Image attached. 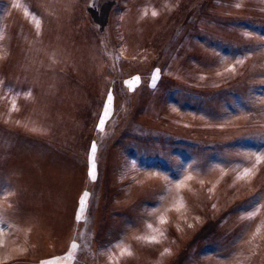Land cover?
Here are the masks:
<instances>
[{
	"label": "rangeland",
	"instance_id": "1",
	"mask_svg": "<svg viewBox=\"0 0 264 264\" xmlns=\"http://www.w3.org/2000/svg\"><path fill=\"white\" fill-rule=\"evenodd\" d=\"M67 1L0 0V264H264V0Z\"/></svg>",
	"mask_w": 264,
	"mask_h": 264
},
{
	"label": "trees",
	"instance_id": "2",
	"mask_svg": "<svg viewBox=\"0 0 264 264\" xmlns=\"http://www.w3.org/2000/svg\"><path fill=\"white\" fill-rule=\"evenodd\" d=\"M73 3L74 2H71V4ZM114 5L116 7L117 2L113 0H80L78 8L79 10H81V12H83L82 10L85 11L84 13L87 14L88 18L91 19L92 23H95L98 27H102L106 25L108 18H109L108 17L109 10H112L111 7ZM59 19L61 21L60 16H59ZM59 63H60L59 60H56L55 65H54V71H57L58 68H61V66H64V65L70 66V63H63L60 67H58L57 65Z\"/></svg>",
	"mask_w": 264,
	"mask_h": 264
},
{
	"label": "snow or ice",
	"instance_id": "3",
	"mask_svg": "<svg viewBox=\"0 0 264 264\" xmlns=\"http://www.w3.org/2000/svg\"><path fill=\"white\" fill-rule=\"evenodd\" d=\"M153 15H156V13L154 12ZM158 72H159V69H157L156 70V73L153 74V76H152V80L153 81L156 80V78H157V75L156 74ZM135 80H139V77H136ZM125 83L131 85L133 83V81H126ZM112 103H113V96H112L111 93H109L108 96H107V100H106V102L104 104V108H103L102 115H101V117L99 119V122H98V128L101 129V130L103 129V126H104V124L106 122V119L110 115V108H111ZM90 152L92 154L91 157H90V159L93 160V164H92V169L93 170L89 172V175L91 176V178L93 180H95L96 179L95 171H94V168H95L94 155H95V152H96V144H95V142L92 143ZM261 159H264V157H260V156L257 157V160L258 161L261 160ZM245 171L248 172L249 170L248 169H245ZM87 196H88V193L87 192H84L83 193V196L81 197V199L79 201L80 207H79V210H78V213H77V220L80 219L79 213L83 211L84 203H85V198ZM2 232H3V229L0 228V234H2ZM151 239L154 241L155 240V237H152ZM2 244H3V241L0 240V246H2ZM72 247L75 248L76 247V244L73 243ZM129 255H131V253H129ZM59 259H60L59 257H54V258H52V259H50L48 261H41V264H55V261L56 260H59Z\"/></svg>",
	"mask_w": 264,
	"mask_h": 264
},
{
	"label": "bare ground",
	"instance_id": "4",
	"mask_svg": "<svg viewBox=\"0 0 264 264\" xmlns=\"http://www.w3.org/2000/svg\"><path fill=\"white\" fill-rule=\"evenodd\" d=\"M44 1H45V4H47L46 6L49 8H53V6L55 8H58L61 5V3H54L53 0H44ZM68 1H67V3H68ZM59 21H60V19H59ZM64 47H65L64 39L57 38L55 43L46 45V49L47 48L53 49V52H51L50 50H46V51L44 50V53L42 54L41 57L38 55L37 60L40 62L42 61V63H44L49 56H53V58H57L60 61V63L57 65L58 67H60L63 63L67 62L66 60L71 59L70 53L68 51H66V49H65L66 47L65 48ZM34 76H35V73H33L32 77H34ZM38 78L42 79L43 84L44 83L49 84V83H51L52 77L45 79V77H43V76H38ZM47 121L48 120L42 121L43 124L41 125V127H43L44 129H47V127H48Z\"/></svg>",
	"mask_w": 264,
	"mask_h": 264
}]
</instances>
